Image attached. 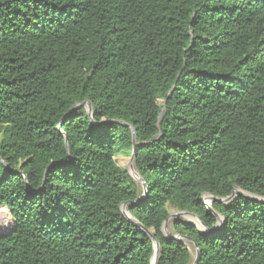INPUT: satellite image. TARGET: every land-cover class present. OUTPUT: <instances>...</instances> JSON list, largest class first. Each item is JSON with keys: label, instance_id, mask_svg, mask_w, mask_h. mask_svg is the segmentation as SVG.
<instances>
[{"label": "trees", "instance_id": "1", "mask_svg": "<svg viewBox=\"0 0 264 264\" xmlns=\"http://www.w3.org/2000/svg\"><path fill=\"white\" fill-rule=\"evenodd\" d=\"M117 121L157 264H264V0H0V264H151Z\"/></svg>", "mask_w": 264, "mask_h": 264}, {"label": "water", "instance_id": "2", "mask_svg": "<svg viewBox=\"0 0 264 264\" xmlns=\"http://www.w3.org/2000/svg\"><path fill=\"white\" fill-rule=\"evenodd\" d=\"M79 106H85L86 107L88 116L91 119V117H92L91 104L89 102H84V103L78 105V107ZM64 122H65V120L60 123V125L58 126V129L61 128V126L64 124ZM117 123H120V124H122V125H124L126 127H129V129L131 130V134H132V152H131V155H130V164L134 165L135 147L137 145L136 139H135V132H134L133 128L131 126L127 125V124H124V123L118 122V121H117ZM127 173L131 177V179L140 187V189L142 191V194L140 195V197H138L134 201H130V202L123 203L121 205V207H120V211H121L122 215L131 224H133L134 226L140 228L149 237V239L151 240L152 245H153L152 258H154V261L153 262H152V258H151V264H157L158 255H159V244H158V242L154 238V233L151 230L145 229L141 224H139L133 217H131L129 215L128 210H127V206H136V205H139L140 203H142L143 201L146 200L147 185H146L145 181L138 175L137 172H136L137 177H133L130 174L129 170H128ZM237 195H242L245 198H247L249 200H252V201H257V202H260V203H264V199L263 198H258L256 196H252V195H249V194H246V193H242L238 189L233 190L232 194L229 197H227V198H221V199H219V198H215V197H213L211 195H205V196H206V199H209L211 203L212 202L228 203V202L231 201V199L234 196H237ZM202 199L204 201V197ZM210 205H206L205 204L206 210L207 211H210L213 214V216L217 219L218 224H221L222 223L221 217L218 214H216L213 210H211V206ZM173 215H176V216H188V217H191V218L195 219L197 221V223L201 226V229H199L198 227H196L191 222H186V223L195 226L198 229L199 232H206L207 234H214L215 231H213V230H207L204 227V225L201 223V221H200L199 218H197L195 215H193L191 213H188V212H179V211H176V213H174V214H169L168 215V218L164 221V223L162 225V233H163V235L166 238H168L169 240H175V241L181 242L180 239H184V240H187L190 243H192L193 248H194L193 262H192V264H197V261H198V258H199V252H198L197 246L195 244H193V242L191 241V239H188L187 237H184V236L181 237V236H178V235H169L168 234V224H169V220H170V218ZM178 222H181V221H178Z\"/></svg>", "mask_w": 264, "mask_h": 264}, {"label": "rangeland", "instance_id": "3", "mask_svg": "<svg viewBox=\"0 0 264 264\" xmlns=\"http://www.w3.org/2000/svg\"><path fill=\"white\" fill-rule=\"evenodd\" d=\"M160 103H162V101H160ZM115 162L117 164V166L121 169H124L128 172V166L130 164V156L128 155H124V154H120L118 155L117 157H115ZM206 205H210L211 202L209 199H206V196H204V201H203ZM176 213L175 210L173 209H169V214H174ZM177 221H181V222H191L192 224H194L196 227H198L199 229H201V227H199L197 221L191 217H188V216H176V215H173L170 220H169V224H168V234L169 235H172L170 230H169V225L172 223V222H177ZM182 243H184L185 245H187V247L190 249L191 252L194 251V248H193V245L187 241V240H184V239H180Z\"/></svg>", "mask_w": 264, "mask_h": 264}, {"label": "bare ground", "instance_id": "4", "mask_svg": "<svg viewBox=\"0 0 264 264\" xmlns=\"http://www.w3.org/2000/svg\"><path fill=\"white\" fill-rule=\"evenodd\" d=\"M128 170H129L130 174H131L133 177H137L136 171H135L134 166H133L132 164H129V166H128ZM198 225H199V224H198ZM199 227H201V226L199 225ZM153 261H154V258H152V262H153Z\"/></svg>", "mask_w": 264, "mask_h": 264}]
</instances>
